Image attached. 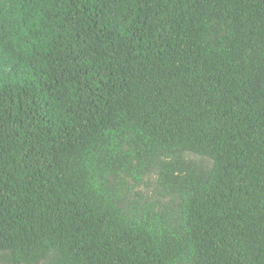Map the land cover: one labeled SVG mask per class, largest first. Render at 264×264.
<instances>
[{"label": "trees", "instance_id": "1", "mask_svg": "<svg viewBox=\"0 0 264 264\" xmlns=\"http://www.w3.org/2000/svg\"><path fill=\"white\" fill-rule=\"evenodd\" d=\"M0 259L264 264V0H0Z\"/></svg>", "mask_w": 264, "mask_h": 264}, {"label": "rangeland", "instance_id": "2", "mask_svg": "<svg viewBox=\"0 0 264 264\" xmlns=\"http://www.w3.org/2000/svg\"><path fill=\"white\" fill-rule=\"evenodd\" d=\"M192 159L195 161H200V158H197V157H192ZM0 264H6V263L3 262V259H0Z\"/></svg>", "mask_w": 264, "mask_h": 264}]
</instances>
